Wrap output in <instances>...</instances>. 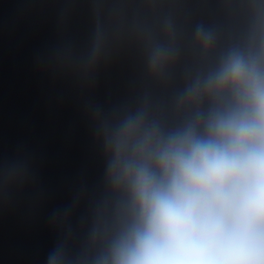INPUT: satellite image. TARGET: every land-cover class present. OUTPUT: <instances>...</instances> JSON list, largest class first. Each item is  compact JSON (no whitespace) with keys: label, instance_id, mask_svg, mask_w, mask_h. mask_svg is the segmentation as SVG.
Instances as JSON below:
<instances>
[{"label":"clouds","instance_id":"1","mask_svg":"<svg viewBox=\"0 0 264 264\" xmlns=\"http://www.w3.org/2000/svg\"><path fill=\"white\" fill-rule=\"evenodd\" d=\"M204 87L231 105L168 135L130 118L110 140L129 211L97 264H264V69L232 53Z\"/></svg>","mask_w":264,"mask_h":264}]
</instances>
